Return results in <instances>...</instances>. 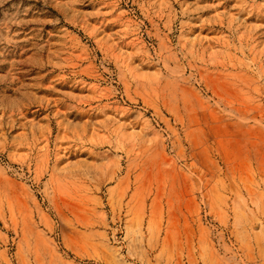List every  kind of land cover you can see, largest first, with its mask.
I'll return each mask as SVG.
<instances>
[{"label": "rangeland", "instance_id": "obj_1", "mask_svg": "<svg viewBox=\"0 0 264 264\" xmlns=\"http://www.w3.org/2000/svg\"><path fill=\"white\" fill-rule=\"evenodd\" d=\"M0 264H264V0H0Z\"/></svg>", "mask_w": 264, "mask_h": 264}]
</instances>
